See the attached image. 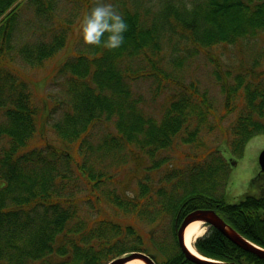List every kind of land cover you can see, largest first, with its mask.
Here are the masks:
<instances>
[{"label":"trees","instance_id":"1","mask_svg":"<svg viewBox=\"0 0 264 264\" xmlns=\"http://www.w3.org/2000/svg\"><path fill=\"white\" fill-rule=\"evenodd\" d=\"M26 1L0 0V115L5 118L0 140H9L0 150V264H107L127 252L149 250L159 264H198L179 248L176 224L193 210L209 208L264 247V197L248 195L232 203L222 193L229 165L219 147L211 148L203 137L221 122L211 119L215 106L195 82L183 83L165 71L170 59L182 68L181 51L246 45L264 34V0H190L192 11L185 0H159L158 12L141 0H113L128 25L122 46L88 47L80 37L84 48L55 69L53 83L61 84L64 97L54 101L51 112H65L59 120L51 118L62 147H34V89L22 66L14 64L39 69L59 56L94 0H72L71 19L42 32L45 24L36 19L55 20L57 4L30 0L36 18L26 23L27 38H18ZM46 30L52 33L48 39ZM140 79L178 88L159 119L147 116L134 95L132 82ZM222 89L228 114L238 111L226 147L240 157L247 142L264 133V47L253 65L232 83L223 82ZM99 126L106 133L95 141ZM179 142L192 150L195 162L159 177L169 161L164 154ZM133 157L149 165L130 197L108 183ZM105 204L128 219L108 213ZM157 221L161 237L142 226ZM195 246L215 260L264 264L213 227Z\"/></svg>","mask_w":264,"mask_h":264},{"label":"rangeland","instance_id":"2","mask_svg":"<svg viewBox=\"0 0 264 264\" xmlns=\"http://www.w3.org/2000/svg\"><path fill=\"white\" fill-rule=\"evenodd\" d=\"M30 0L26 1V5L23 10L22 25L19 26V32L17 33L18 38H27L28 28L26 27L27 21H31L36 18L35 9ZM141 4L148 5L147 9H151L154 12H158L159 0H141ZM105 2L113 3V0H105ZM57 6L54 8L55 20L52 21L43 19H36L37 22L45 24L41 28L40 32L44 28L57 25L60 22H65L71 16V11L74 8L75 2L72 0H55ZM95 0L93 1V5ZM156 4V7L153 6ZM144 13L148 14V10H143ZM79 14V11H78ZM83 16V15H82ZM44 20V21H43ZM58 20V21H56ZM21 24V23H20ZM36 27L32 26V29ZM46 34V35H45ZM45 37L48 39L52 36L49 31H44ZM79 27H75L72 34L69 36V41L63 52L49 60L44 67L39 69L31 68L29 65L22 61L17 62L14 65H21L23 70L26 72L27 79L33 85L34 89V105L36 111H38V133L33 138L34 147H44L46 144L63 146L59 137L56 135L52 128L54 120L51 118V114L54 115V119L59 120L65 112L64 108H58L57 112H51L52 104L58 99H63V88L60 83H53V76L55 74L56 67L60 66L66 59L74 56L79 49L84 48L79 43ZM264 47V34L256 37L255 39L248 40L246 45L236 44V46H219L214 49L200 50L195 54L186 53L184 51L179 52L177 55L185 57V63L181 69H177L172 60L166 63L165 71L168 72L173 78L179 79L183 83L195 82L198 89L202 93L208 94L212 104L215 106V113L212 114L211 119L221 121L219 126L214 130V133L209 134L205 132L203 137L206 138L208 146L213 147H224L222 139L226 141L230 135V128L235 122L238 111H234L228 114L225 108V94L222 89L223 82L234 81V76L243 71L245 68H250L255 59L257 53ZM14 63V62H13ZM178 66V65H177ZM17 69V66H16ZM133 83V89L135 90L134 95L140 99V107L147 114V116H154L160 118L163 110L168 104L171 95L178 91V88L169 83L162 86L159 82L153 79L136 80ZM49 95H55L56 99L51 102ZM5 118L0 115V123H3ZM111 130H114V126L110 125ZM106 130L99 126L98 134L96 135L99 139L105 135ZM209 136V137H208ZM9 140L6 137L0 140V150L7 147ZM264 150V133L255 135L246 145L245 151L242 156L237 159V165L233 167L231 172L229 187L227 189V196L231 202L238 201L240 197L247 193L259 194L261 190H264V180L260 179L253 184V180L257 178L259 172V155ZM192 150L189 147L182 145L179 142L172 149L167 151L164 155L168 157V162L160 168L159 177H163L168 170L175 169L178 167H184L192 162H195V158L189 156ZM149 161H138L136 158H132L131 161L115 169L114 181L108 183L109 186L117 188L121 193L128 196H133L138 190V183L140 179L144 178V174L147 171L144 167L149 165ZM157 183V182H156ZM256 184V185H255ZM85 194V193H84ZM89 205L85 204L83 209V217L89 210ZM105 208L108 213L114 214L119 219H128L127 215H120L121 212L116 208L113 209L109 205L105 204ZM115 218L114 216H111ZM116 220V218H115ZM136 222V220H133ZM160 221L148 225L143 223L146 231L149 233H156L157 237H161L162 230L158 226ZM73 223H77L74 221ZM142 223V222H141ZM156 225V226H154ZM207 230V227H206ZM158 239V238H157ZM171 242V241H170Z\"/></svg>","mask_w":264,"mask_h":264},{"label":"clouds","instance_id":"3","mask_svg":"<svg viewBox=\"0 0 264 264\" xmlns=\"http://www.w3.org/2000/svg\"><path fill=\"white\" fill-rule=\"evenodd\" d=\"M188 11L193 10L190 0H185ZM128 30L125 18L118 6L105 0H95L94 5L87 11L79 25L82 42L88 47H102L116 50L124 43V34Z\"/></svg>","mask_w":264,"mask_h":264},{"label":"water","instance_id":"4","mask_svg":"<svg viewBox=\"0 0 264 264\" xmlns=\"http://www.w3.org/2000/svg\"><path fill=\"white\" fill-rule=\"evenodd\" d=\"M260 162L264 170V151L260 156ZM195 220H204L206 222L211 223L214 227H216L219 231H221L226 237H228L231 241L236 243L238 246L242 247L245 250H248L250 252H253L257 254L258 256L264 258V251L254 247L250 243H248L245 239H243L235 230H233L231 227H229L224 220L215 212L212 210H198L191 214H189L186 219L183 221L179 232H178V239L179 243L181 245L182 250L184 251L186 257L196 263L199 264H225V263H219V262H213V261H207L203 260L200 257L194 255L185 245L184 242V231L188 224ZM134 259H141L146 264H155L152 258H150L148 255L141 253V252H133L125 257L118 258L115 261L109 263V264H127L129 261H132ZM227 264H236V263H227Z\"/></svg>","mask_w":264,"mask_h":264},{"label":"bare ground","instance_id":"5","mask_svg":"<svg viewBox=\"0 0 264 264\" xmlns=\"http://www.w3.org/2000/svg\"><path fill=\"white\" fill-rule=\"evenodd\" d=\"M205 230L206 229L204 227V222L202 221L191 222L185 229V244L192 253L198 256L201 255L195 250L194 243L198 237L202 236L205 233ZM128 264H146V263L140 259H135L128 262Z\"/></svg>","mask_w":264,"mask_h":264},{"label":"flooded vegetation","instance_id":"6","mask_svg":"<svg viewBox=\"0 0 264 264\" xmlns=\"http://www.w3.org/2000/svg\"><path fill=\"white\" fill-rule=\"evenodd\" d=\"M257 178L264 180V172L261 171L260 166H259V172ZM263 219H264V213H263Z\"/></svg>","mask_w":264,"mask_h":264}]
</instances>
